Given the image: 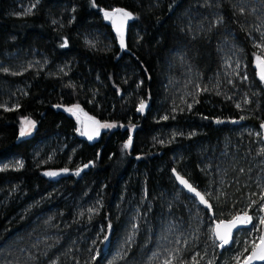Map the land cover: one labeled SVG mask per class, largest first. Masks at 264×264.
<instances>
[{"label": "trees", "instance_id": "16d2710c", "mask_svg": "<svg viewBox=\"0 0 264 264\" xmlns=\"http://www.w3.org/2000/svg\"><path fill=\"white\" fill-rule=\"evenodd\" d=\"M263 61L264 0H0V264H225L215 221L264 203Z\"/></svg>", "mask_w": 264, "mask_h": 264}, {"label": "rangeland", "instance_id": "374dc122", "mask_svg": "<svg viewBox=\"0 0 264 264\" xmlns=\"http://www.w3.org/2000/svg\"><path fill=\"white\" fill-rule=\"evenodd\" d=\"M59 109L67 113L68 115H71L72 117H74L79 123V125H81V128L83 126V120L85 118H92L86 112H84L81 107H78V106L59 107ZM94 120L97 122L96 119ZM28 121H32V120L28 118H24L21 120L20 133L22 129L25 132L23 136L20 135L21 139L29 138L35 132V129H36L35 122L34 124H30L28 123ZM99 125H102V123L99 122V124H97V128L100 134H102L103 131L108 129V128L100 127ZM110 128H113V127H110ZM254 195L256 196L255 193ZM255 196H252V195L250 196L252 201L250 202L248 211H247L248 215L253 217L252 223L247 224V227L245 229L236 232L233 237L232 244L224 249V250H227L226 256H225V264H241L242 262H244V257L249 255L251 252V248L249 247L251 241L255 240L256 243H259V239H258L259 236L264 235V225H260L258 223L260 218H264V213L261 210V205H264V203L261 204L259 208H255V203H253V201L256 202ZM252 209H253V213H251ZM218 243L220 244V242ZM230 247H232L231 250L228 249ZM245 247H249V252H244V254L239 257V260L234 259V257H237L240 253L243 252ZM211 260H212V257H211Z\"/></svg>", "mask_w": 264, "mask_h": 264}, {"label": "snow or ice", "instance_id": "6c2138e0", "mask_svg": "<svg viewBox=\"0 0 264 264\" xmlns=\"http://www.w3.org/2000/svg\"><path fill=\"white\" fill-rule=\"evenodd\" d=\"M114 13H120L123 18H129L132 16L131 12H127L124 9H115V10H113V12L105 11V13H104L105 18L112 19ZM118 30H119V28H118ZM66 43L67 42H65V45H62V46H66ZM122 43H123V41H122ZM257 59L259 60L260 57L258 56ZM5 71H7V69H5ZM260 78L262 81H264V65H262V72H261ZM237 107H239V105H237ZM144 108H145V104L142 101L140 103L138 111L142 112L144 110ZM69 110H71V109H69ZM164 119H167V117H164ZM241 119H243V117H241ZM217 122H219V121H217ZM28 123L34 124V122H32V121H28ZM96 123L99 124L98 121ZM99 126L104 127V128L114 127V125H111V124H102ZM262 127H264V124H262ZM24 134H25V132L22 129L20 135L23 136ZM89 139H91V137H89ZM130 144H131V139H129V141L124 145V147L127 148L130 146ZM85 167H87V165H85ZM64 171H67V169H65ZM172 171L176 174V178L181 185H183L189 192L194 193L196 197H199V200L202 204L211 208V205L205 199L204 195H202L199 191H197V189L195 187H193V185L191 183H189V181L187 179H185L183 176H181L179 173H177L175 168ZM46 174L47 175H57L58 173L49 172ZM76 174L79 175V170L77 171ZM261 199L264 200V196H261ZM253 203H256V202L253 201ZM261 210L264 211V205H261ZM252 220H253V217L249 216L246 211L243 213V215H241L240 213H237L235 215V217H233V219L231 221H229V231L224 233V234L217 233L218 238L222 241V243L219 245V247L223 248L224 245L229 244V242L231 240V228H235L237 226V223H239L240 225L251 224ZM258 223L260 225H264V218H260ZM258 239H259V243H256L255 240L251 241V243L249 245V247L251 248V252L249 255L244 257V264H252V261H254V260L264 261V235H260ZM249 247H245L243 252L240 253L237 257H234V259L239 260V257L242 256L244 254V252H249ZM165 264H171V262L166 261ZM210 264H211V262H210Z\"/></svg>", "mask_w": 264, "mask_h": 264}, {"label": "water", "instance_id": "95a60500", "mask_svg": "<svg viewBox=\"0 0 264 264\" xmlns=\"http://www.w3.org/2000/svg\"><path fill=\"white\" fill-rule=\"evenodd\" d=\"M130 17L129 18H123L122 15L120 13H115L113 15V18L110 21V24L113 25V27L115 28L116 32L120 35V36H125L127 33V30L129 29V24H130ZM119 28V30H118ZM262 65H264V61L260 62L258 64V71L261 75L262 72ZM264 124V123H263ZM83 134L84 137L89 140V141H95L97 140L101 134L97 128V123L93 118H85L83 120ZM261 136H262V142L264 144V127H262L261 125ZM89 137H91V139H89ZM92 167V163H90L87 167H83L80 170V173H84L89 171V169ZM177 172V171H176ZM65 173H69V170L65 171ZM178 173V172H177ZM182 176V175H181ZM173 177L176 181V183L178 184V186L191 198H193L194 200H196V202L198 203V205L207 210L211 217L213 218L215 216L214 214V210H213V206L211 204V202L206 198V196L203 194V192H201L198 188L197 191H199L202 195H204L205 199L208 201V203L211 205V208L207 207L206 205L202 204L199 200V197H196L194 193L189 192L183 185H181L179 183V181L176 178V174L173 172ZM184 177V176H183ZM185 179H187L186 177H184ZM188 180V179H187ZM189 181V180H188ZM189 183H191L189 181ZM192 184V183H191ZM193 185V184H192ZM194 187V186H193ZM264 213V211H263ZM232 220V219H231ZM231 220H223V221H215L214 223V236L216 238V240L218 242H220V244L222 243V241L218 238L217 233L219 234H224L226 232L229 231V221ZM247 227V224L245 225H240L239 223H237V226L235 228H231V240L229 242V244L224 245L223 248L220 247V251H223L226 247L230 246L232 244L233 241V237L235 235L236 232L243 230ZM241 264H244V262H242ZM252 264H264V261H260V260H254L252 261Z\"/></svg>", "mask_w": 264, "mask_h": 264}]
</instances>
